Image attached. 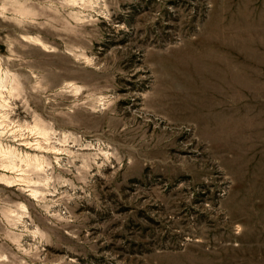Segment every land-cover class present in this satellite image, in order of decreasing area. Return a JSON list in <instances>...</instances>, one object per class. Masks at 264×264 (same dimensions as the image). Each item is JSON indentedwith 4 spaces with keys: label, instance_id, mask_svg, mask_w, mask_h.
I'll return each instance as SVG.
<instances>
[{
    "label": "rangeland",
    "instance_id": "374dc122",
    "mask_svg": "<svg viewBox=\"0 0 264 264\" xmlns=\"http://www.w3.org/2000/svg\"><path fill=\"white\" fill-rule=\"evenodd\" d=\"M0 264H264V0H0Z\"/></svg>",
    "mask_w": 264,
    "mask_h": 264
}]
</instances>
